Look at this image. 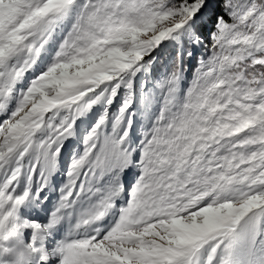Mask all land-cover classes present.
Returning a JSON list of instances; mask_svg holds the SVG:
<instances>
[{"label":"snow or ice","instance_id":"snow-or-ice-1","mask_svg":"<svg viewBox=\"0 0 264 264\" xmlns=\"http://www.w3.org/2000/svg\"><path fill=\"white\" fill-rule=\"evenodd\" d=\"M0 264H264V0H0Z\"/></svg>","mask_w":264,"mask_h":264}]
</instances>
